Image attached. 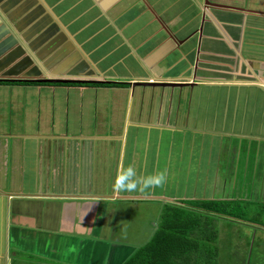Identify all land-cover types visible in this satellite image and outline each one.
<instances>
[{
    "label": "crops",
    "instance_id": "obj_1",
    "mask_svg": "<svg viewBox=\"0 0 264 264\" xmlns=\"http://www.w3.org/2000/svg\"><path fill=\"white\" fill-rule=\"evenodd\" d=\"M199 200L264 203V0H0V264H122Z\"/></svg>",
    "mask_w": 264,
    "mask_h": 264
},
{
    "label": "trees",
    "instance_id": "obj_2",
    "mask_svg": "<svg viewBox=\"0 0 264 264\" xmlns=\"http://www.w3.org/2000/svg\"><path fill=\"white\" fill-rule=\"evenodd\" d=\"M180 203L191 209L171 204L162 207L158 226L148 241L133 250L122 264H214L217 249L213 244L216 239V232L211 229L213 220L239 221L264 230L262 202L199 200ZM177 240L185 242L181 244L184 254L181 260L173 256L178 250L175 248Z\"/></svg>",
    "mask_w": 264,
    "mask_h": 264
},
{
    "label": "rangeland",
    "instance_id": "obj_3",
    "mask_svg": "<svg viewBox=\"0 0 264 264\" xmlns=\"http://www.w3.org/2000/svg\"><path fill=\"white\" fill-rule=\"evenodd\" d=\"M129 213H131L132 217L138 215V225H140V223L143 224L142 226L140 225L143 231H141L138 226V232H142L138 235V241L135 239L131 241V244L137 246L142 245L148 240L149 236L147 235L153 233L154 229L157 227L159 215L161 214V207H138V210H131ZM246 215H249V212ZM212 223L214 225L211 229L216 232V239L213 244L217 249L214 264H264L263 230L256 229L247 224H241L239 221L228 223L223 220H213ZM117 234L119 235H117V238L127 236L121 232H117ZM183 243L185 244V242L177 240L175 245V248H178L179 251H175L173 256H177L178 260H181L184 256L181 246Z\"/></svg>",
    "mask_w": 264,
    "mask_h": 264
},
{
    "label": "clouds",
    "instance_id": "obj_4",
    "mask_svg": "<svg viewBox=\"0 0 264 264\" xmlns=\"http://www.w3.org/2000/svg\"><path fill=\"white\" fill-rule=\"evenodd\" d=\"M166 172L158 171L148 177H138L134 166L118 170L117 179L113 185L116 192L139 191L145 193L150 188L163 187L166 183Z\"/></svg>",
    "mask_w": 264,
    "mask_h": 264
},
{
    "label": "water",
    "instance_id": "obj_5",
    "mask_svg": "<svg viewBox=\"0 0 264 264\" xmlns=\"http://www.w3.org/2000/svg\"><path fill=\"white\" fill-rule=\"evenodd\" d=\"M47 10L49 11V13H51L50 11L51 8L47 7ZM22 80H25V79H22ZM32 81L40 82V83H98V82H101V81H96V80H81V79H72V78L69 79V78H57V77L37 78V79H33Z\"/></svg>",
    "mask_w": 264,
    "mask_h": 264
}]
</instances>
